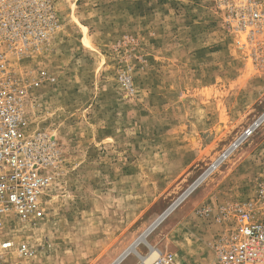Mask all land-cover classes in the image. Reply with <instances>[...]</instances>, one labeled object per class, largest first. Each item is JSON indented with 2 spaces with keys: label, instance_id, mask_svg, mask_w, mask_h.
Masks as SVG:
<instances>
[{
  "label": "rangeland",
  "instance_id": "obj_1",
  "mask_svg": "<svg viewBox=\"0 0 264 264\" xmlns=\"http://www.w3.org/2000/svg\"><path fill=\"white\" fill-rule=\"evenodd\" d=\"M55 3L60 29L14 59L22 137L48 141L52 184L9 232L36 264H111L208 173L148 239L213 264L234 207L264 221V120L247 133L264 116V0ZM149 253L138 242L119 264Z\"/></svg>",
  "mask_w": 264,
  "mask_h": 264
},
{
  "label": "built area",
  "instance_id": "obj_2",
  "mask_svg": "<svg viewBox=\"0 0 264 264\" xmlns=\"http://www.w3.org/2000/svg\"><path fill=\"white\" fill-rule=\"evenodd\" d=\"M60 27L55 0H0V264H36V250L19 245L8 227L39 212L52 184L46 172L48 141L22 137L30 87L22 85L14 59L44 50ZM44 77L41 72L31 87ZM234 211L237 226L216 239L213 264H264V221L255 219L251 203ZM146 264L177 263L172 254H163Z\"/></svg>",
  "mask_w": 264,
  "mask_h": 264
},
{
  "label": "bare ground",
  "instance_id": "obj_3",
  "mask_svg": "<svg viewBox=\"0 0 264 264\" xmlns=\"http://www.w3.org/2000/svg\"><path fill=\"white\" fill-rule=\"evenodd\" d=\"M264 120V116L261 117L260 119H258L257 121H255V123L253 125H251L248 128V132L247 133H251L256 126H258L262 121ZM243 138V136L241 137V139ZM241 139H239L232 147H230L225 155H228L231 151H233V149L235 147H237V145L240 143ZM208 173H205L203 175V177H201V179H199L177 202H175L174 204H172L170 207H168L153 223L152 225H150L142 234V236L135 241L132 245H130L129 247H127V249L124 251V253L118 257L116 260H114L111 264H119V262L122 260V258L125 255H128L129 253H135V246L137 245L138 242L144 243L146 246H148L150 253L146 256L141 255L142 260L144 261V263L146 264L147 262H149L152 258H154L155 256H159V255H163V251L156 246L155 244H153L152 242L149 241L148 236L149 234L159 225L162 223L163 220H165L167 217H169L175 210V208L178 206V204L199 184H201L207 177Z\"/></svg>",
  "mask_w": 264,
  "mask_h": 264
}]
</instances>
